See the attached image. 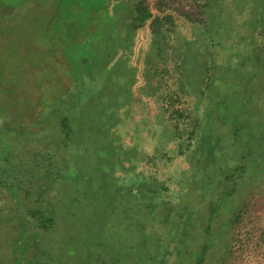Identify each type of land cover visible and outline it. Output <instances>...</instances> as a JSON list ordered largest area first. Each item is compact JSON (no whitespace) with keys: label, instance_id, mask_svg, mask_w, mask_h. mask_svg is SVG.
<instances>
[{"label":"trees","instance_id":"obj_1","mask_svg":"<svg viewBox=\"0 0 264 264\" xmlns=\"http://www.w3.org/2000/svg\"><path fill=\"white\" fill-rule=\"evenodd\" d=\"M109 2L112 33L136 34L132 77L78 99L66 76L33 107L30 188L21 210L0 203V264L60 263L47 241L65 220L58 186L82 212L90 201L96 223L120 217L156 238L155 250L73 248L89 264H241L264 236V0Z\"/></svg>","mask_w":264,"mask_h":264},{"label":"rangeland","instance_id":"obj_2","mask_svg":"<svg viewBox=\"0 0 264 264\" xmlns=\"http://www.w3.org/2000/svg\"><path fill=\"white\" fill-rule=\"evenodd\" d=\"M109 3V0H0V203L11 206L13 211L21 210L28 196L29 142L32 128H39V121H32L30 114L34 106L36 109L44 106L47 88L54 86L60 91L65 84L63 78L68 76L72 81L71 91L77 93L78 99H84L96 87L102 86V92L107 93L113 91L111 86L116 78L122 82L132 77V72L126 71L128 58L125 54H128L130 43L133 47L136 34L125 38L116 26L117 35L112 33ZM92 10L108 16L94 17ZM123 30L126 31V27ZM38 132L37 129L33 134L36 140L45 137ZM43 150L40 144L36 151L42 154ZM37 185L44 188L45 180L39 179ZM56 193L58 211L65 220L60 221V226L47 241L57 251L55 256L59 264H89L84 257L70 255L73 248L79 249L83 244L87 249L97 250V243L113 248H119L121 243L128 247L132 243L136 249L139 243L148 250H155L156 238L152 232L147 234L150 238H145L134 228L131 236L127 221L120 217L113 218L117 219L112 222L115 224L113 230L92 218L90 201L85 202L86 209L82 212L77 205L73 206L77 201L72 194L62 196L61 186ZM129 206L132 211L141 212L134 204ZM7 211L0 210L2 215ZM258 216H261L258 227L264 234V209L258 211ZM139 220L145 225L151 222L145 215H139ZM82 224L89 226L90 233L78 232ZM24 240L15 241L17 257ZM30 240L29 237L28 242ZM260 247L241 264H264V236ZM94 261L93 258L91 264Z\"/></svg>","mask_w":264,"mask_h":264}]
</instances>
